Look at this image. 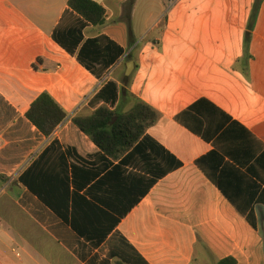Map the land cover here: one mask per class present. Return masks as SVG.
Segmentation results:
<instances>
[{"label": "crops", "instance_id": "0c3cea01", "mask_svg": "<svg viewBox=\"0 0 264 264\" xmlns=\"http://www.w3.org/2000/svg\"><path fill=\"white\" fill-rule=\"evenodd\" d=\"M93 1L106 11L102 27L86 23L69 0H0V175L18 181L31 166L54 173L60 154L95 169L109 160L105 172L113 171L129 153L109 158L73 118L105 104L93 99L113 67L122 97L131 61L127 90L160 114L147 135L181 166L97 248L24 186L0 184L16 209L13 217L0 213V264H218L229 257L264 264V0L252 32L257 0H136L131 10L129 0ZM102 36L125 53L103 72L94 64L104 73L98 78L79 53ZM43 93L67 113L50 136L26 117ZM123 167L143 175L136 158Z\"/></svg>", "mask_w": 264, "mask_h": 264}, {"label": "trees", "instance_id": "16d2710c", "mask_svg": "<svg viewBox=\"0 0 264 264\" xmlns=\"http://www.w3.org/2000/svg\"><path fill=\"white\" fill-rule=\"evenodd\" d=\"M135 1H128V9H132ZM260 3L257 0L253 7L248 26L250 32L258 18ZM69 7L94 27H102L106 23L105 9L93 0H69ZM125 17L129 19L130 11L126 12ZM75 32L70 31L69 35ZM249 41L250 38H246L247 46ZM124 53L122 47L102 36L88 40L83 45L79 60L101 78L104 73L98 74L94 64H100L103 72L114 66ZM121 82L127 86L122 87V97L117 84L109 80L93 99L105 104L91 117L73 118L74 124L109 158L119 160L129 153L113 171L105 172L112 164L109 160L103 168L95 169V163L76 155H71L75 161L69 165L65 154H60L59 168L54 173H37L35 166H31L18 181L10 182L7 176L0 175V184L10 182L13 186H24L94 248L105 241L121 219L149 193L160 178L181 166L176 158L147 135L148 130L158 123L160 114L127 90L131 83L130 77H123ZM120 100L122 105L110 109L108 105L114 107ZM130 102L133 106L124 111L122 106ZM26 117L44 136H50L66 119L67 113L50 94L43 93L32 103ZM67 153L70 155L71 151ZM131 158H136L140 163L143 175H126L123 166ZM218 264H237V261L229 257Z\"/></svg>", "mask_w": 264, "mask_h": 264}, {"label": "rangeland", "instance_id": "374dc122", "mask_svg": "<svg viewBox=\"0 0 264 264\" xmlns=\"http://www.w3.org/2000/svg\"><path fill=\"white\" fill-rule=\"evenodd\" d=\"M12 196H9V188H0V213L1 212H12L11 216L13 217L14 212H15V204H14V199ZM3 205V208H2ZM6 210H5V209ZM5 215V214H4ZM11 218V217H9ZM8 224H13L14 220L13 219H7Z\"/></svg>", "mask_w": 264, "mask_h": 264}, {"label": "built area", "instance_id": "2783aa9c", "mask_svg": "<svg viewBox=\"0 0 264 264\" xmlns=\"http://www.w3.org/2000/svg\"><path fill=\"white\" fill-rule=\"evenodd\" d=\"M179 0H169V4L172 6L174 4H176ZM115 67H113L106 75H104L101 79H100V85L103 86L107 81L110 80L112 73L114 71Z\"/></svg>", "mask_w": 264, "mask_h": 264}, {"label": "water", "instance_id": "95a60500", "mask_svg": "<svg viewBox=\"0 0 264 264\" xmlns=\"http://www.w3.org/2000/svg\"><path fill=\"white\" fill-rule=\"evenodd\" d=\"M133 69H134V63L132 61L128 62L127 67H126V76L127 77L131 76Z\"/></svg>", "mask_w": 264, "mask_h": 264}]
</instances>
